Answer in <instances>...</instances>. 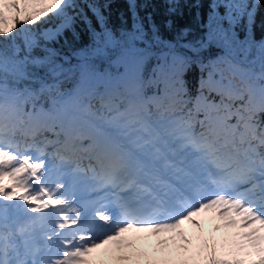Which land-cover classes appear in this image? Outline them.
Wrapping results in <instances>:
<instances>
[{
	"label": "snow or ice",
	"instance_id": "snow-or-ice-1",
	"mask_svg": "<svg viewBox=\"0 0 264 264\" xmlns=\"http://www.w3.org/2000/svg\"><path fill=\"white\" fill-rule=\"evenodd\" d=\"M165 2L207 5L205 35L138 0L115 31L113 0H0V264H264V0ZM78 22L72 65L51 45Z\"/></svg>",
	"mask_w": 264,
	"mask_h": 264
},
{
	"label": "trees",
	"instance_id": "trees-1",
	"mask_svg": "<svg viewBox=\"0 0 264 264\" xmlns=\"http://www.w3.org/2000/svg\"><path fill=\"white\" fill-rule=\"evenodd\" d=\"M146 4V6H145ZM167 3L165 0H138L137 10L141 17H144L146 14H151L160 26L161 34L166 39H173L175 32L179 29L188 28L190 33L186 39L192 40L196 38L203 37L207 31L206 28L201 25L206 23L207 16V5L204 9L201 10L202 19L198 22L195 16L196 10L190 6H181V12L174 16H169L167 13ZM223 11V10H221ZM91 16V14H89ZM108 16V27L112 30L120 29L121 27H130L132 20L128 10L127 0H113L110 9L106 13ZM123 20L127 21V25L122 23ZM171 18L174 22L173 29L169 30L164 26V21ZM92 26L99 32L100 26L97 24L95 17H91ZM147 25V22H145ZM255 34L257 38L264 33V4H261L257 15L256 23L254 26ZM75 33V34H74ZM241 38H243V32L240 33ZM94 37L88 28L83 24L78 22L74 25L73 29L66 30L59 38L58 42H53L52 47L57 48L60 53L69 59L70 64L75 65L78 62L77 53L81 50H87L93 46ZM219 49L215 46H212L208 49L204 55L210 56L217 54ZM68 65H66L67 67ZM73 81H67L64 84L65 88H71ZM211 224H205V232H210L212 230ZM186 228L189 232L193 231L190 225H187Z\"/></svg>",
	"mask_w": 264,
	"mask_h": 264
},
{
	"label": "rangeland",
	"instance_id": "rangeland-1",
	"mask_svg": "<svg viewBox=\"0 0 264 264\" xmlns=\"http://www.w3.org/2000/svg\"><path fill=\"white\" fill-rule=\"evenodd\" d=\"M152 239V242L153 243H155V241H156V238L155 237H153V238H151Z\"/></svg>",
	"mask_w": 264,
	"mask_h": 264
}]
</instances>
